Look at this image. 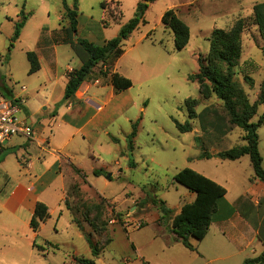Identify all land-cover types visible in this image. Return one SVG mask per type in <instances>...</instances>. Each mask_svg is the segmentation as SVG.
<instances>
[{
	"label": "rangeland",
	"instance_id": "obj_1",
	"mask_svg": "<svg viewBox=\"0 0 264 264\" xmlns=\"http://www.w3.org/2000/svg\"><path fill=\"white\" fill-rule=\"evenodd\" d=\"M23 1L0 0V81L17 89L21 84H26L29 91H32L38 83V77L28 73L29 63L23 51L24 46L31 41V33H27L21 43L12 41L14 25L7 20L14 6L22 5ZM39 1L27 0L30 5H38ZM79 1V25L74 38L79 34L82 39L99 45L117 36L121 27L130 19L142 15L138 9L139 2L148 4V8L143 15L144 20L132 32L131 37L124 41L127 53L121 60V67L132 76L134 86L122 93L114 103V113L105 127L109 134L93 130L92 136L96 142L80 146L76 145L75 140L69 146L78 151V161L91 163L92 159L88 155L93 153L102 160L100 165H105L100 180H94L92 176L88 179V182L97 183L103 196L94 189L85 194L79 193L78 196L76 194V197L72 195L75 198L72 199V204L75 209L78 208L77 222L82 224L83 229L72 223L71 216L62 203L64 215L60 218V212L56 210L43 224L36 238L37 245H44L46 239L59 244V250L47 249V254L43 255L33 246L34 238L31 233H22L25 229L22 226L16 227L17 231H21L20 237L11 226L9 230H0V254L13 257L32 252V264H63V257L69 262V257L75 251L81 257H89L91 247L86 234L92 235L95 244L101 247L100 250L106 249L102 260L107 264H115L116 259L112 262L113 255L123 256L132 251L133 245L142 246L144 253L158 252L164 239L158 235L153 219L162 224L171 223V218L179 208L192 201L195 196V193L175 180V175L185 167L193 168L224 185L227 199L232 202L242 196L256 180L249 155L237 160L218 156L222 150L243 145L244 131L230 123V116L221 100L215 96L206 99L201 95L199 83L190 76L198 72L199 58L207 55L210 49L211 31L216 27L229 28L237 19L243 18L245 28L242 33V55L236 68L237 79L251 102L258 99L264 80V54L261 49L263 40L254 21L252 1L262 0ZM63 2L64 0H48L50 7L60 13L64 10ZM169 8L175 9L190 27V41L181 50L175 49L174 33L162 22V16ZM57 15L51 14V26L58 27ZM45 19L47 20L46 12L42 9L31 19L27 28L35 27ZM245 74L251 78L250 81L245 80ZM36 99L40 111L38 118L42 121V126L46 127L47 133H50L54 125L48 121L49 111L43 108L47 105L43 104L40 95ZM188 99L198 100L195 107L198 113L208 107L211 110L198 118L190 119L186 102ZM262 115L264 103L259 105L253 121L258 122ZM187 121L192 123L193 130L181 132L177 123ZM258 134L259 151L264 157V122L259 126ZM58 139L63 140L64 137L59 134ZM204 151L210 152L212 156L200 157ZM18 166L16 157L10 155L3 168L12 174L17 173ZM121 167L122 175L114 174L109 177ZM0 183H6L1 176ZM154 198L164 201L172 209L171 214L163 218L164 212L159 208L155 210L158 206L153 204ZM85 204L93 208L92 215L88 208L85 209L87 215L101 217L103 224L108 226V233L98 236L95 226L93 228L89 220L84 219ZM237 204L238 202L235 205ZM244 211H248L246 206ZM249 215L254 221L261 223L259 228L264 238V196L260 197L259 204H252ZM112 217L116 218L115 222H110ZM211 232L201 242V249H209L217 244L212 237L214 229ZM108 237L112 240L104 245ZM153 238L156 239L151 242ZM179 246L198 256L193 264L206 262L195 254L197 252L190 251L183 245ZM226 246L232 249L229 242H226ZM260 247V243L256 241L245 248L243 253L253 256L255 254L252 249L257 248L259 252Z\"/></svg>",
	"mask_w": 264,
	"mask_h": 264
},
{
	"label": "crops",
	"instance_id": "obj_2",
	"mask_svg": "<svg viewBox=\"0 0 264 264\" xmlns=\"http://www.w3.org/2000/svg\"><path fill=\"white\" fill-rule=\"evenodd\" d=\"M65 1L71 8L76 6L78 9L79 0ZM257 2L261 1H252L253 4ZM42 9L46 12L47 20L45 19L37 26L28 29L31 19L36 17ZM22 10L28 14V19L16 41L21 43L27 33H31V41L24 46L23 51L26 56L29 51L34 52L39 60L40 68L36 72L29 73L28 70L29 74L38 77V83L32 91H29L26 84H21L26 86V90H22L21 85L17 89L15 86L5 85L1 80L0 94L8 98L19 95L26 98V102L21 107L20 116L32 126L34 131L30 137L23 134L10 137L0 149V176L6 182L0 183V215H2L0 230H9L10 226L15 229L18 225L24 227L22 233L26 235L31 233L32 238H34L32 239L33 246L37 247L38 250L39 247H42L43 250L39 251L46 255L47 249L59 250V244L45 239L44 245H37L36 238H38L43 224L51 218L56 210L60 212V218L64 215L62 203L65 204L72 223L78 226L76 221L78 219H75L76 215H73L75 208L72 199H75L73 196L76 197L74 191L85 194L86 191L94 189L95 192L103 196L95 181L88 182L91 176L97 181L101 179L102 170L105 167V165H100L102 160L93 153H89L88 156L92 161L84 164L78 161L76 158L78 151L71 149L70 144L75 140L76 145L80 146L96 142L92 136L93 130L109 134L105 127L114 113L113 105L122 93L134 86V80L121 67V60L127 53L124 50V53L114 64L98 63L90 78L82 83L74 96L67 99L65 90L68 73L80 68L83 63V50L79 48L76 52L72 46V40L76 42L77 38L82 39L81 35L78 34L74 38L76 33L72 34L68 30L69 21L65 16V8L63 13L57 9L53 10L48 0H40L38 5H30L27 0H24L22 5L16 4L7 17L14 28ZM52 13L58 14L56 17L59 20L58 27L50 25L49 18ZM27 60L30 69L28 56ZM115 72L130 78L133 85L117 91L112 83V73ZM38 95L43 98V104L47 105L43 108L49 111L50 120L48 119V121L54 125L50 133H47L46 127L42 126V121L40 122L38 118L40 115L36 104ZM59 134L64 137L63 140L58 139ZM10 155H14L19 163L17 173L12 172L11 174L3 168L7 157ZM114 174L122 175V167L112 172L111 177ZM262 196H264V183L258 179L235 202L229 201L226 194L219 202L218 211L215 213L204 239L190 238V242L196 250L185 247L180 239L169 231L171 223L162 224L157 219H153V223L158 229V235L164 239L160 250L153 254L144 253L143 247L133 245L135 241H132V251L123 256L113 255L112 262L116 259L115 264H193L198 256H194L192 252H186L179 246L183 245L186 249L197 252L195 254L205 259L204 264L216 262L219 264H242L246 258L255 257L264 249V238L261 236L259 228L261 223L254 221L249 215L252 204H259ZM37 202H43L48 206L50 216L41 223L37 231H34L30 221ZM237 202L238 204L235 205ZM245 206L248 211H244ZM181 207L176 213L180 211ZM85 224L86 221L83 222L84 227ZM212 229H214L212 237L217 244L212 245L209 249H201V242L212 233ZM16 234L20 237L21 231L16 229ZM155 239L153 238L151 242ZM256 241L261 246L259 252H257V248H253L252 252L255 255L243 253L245 248L256 243ZM226 242L230 243L232 249L226 246ZM105 253L106 249L101 251L98 257H95L96 264L101 262V264H107L102 260ZM31 256L32 252L31 254L24 253V256L13 257H7L1 253L0 264H32ZM78 257L81 255L75 251L74 255L69 257V262L63 257V264H80L77 260ZM92 257L91 249L89 257L85 258Z\"/></svg>",
	"mask_w": 264,
	"mask_h": 264
},
{
	"label": "trees",
	"instance_id": "obj_3",
	"mask_svg": "<svg viewBox=\"0 0 264 264\" xmlns=\"http://www.w3.org/2000/svg\"><path fill=\"white\" fill-rule=\"evenodd\" d=\"M154 1V0H149ZM65 8V16L69 21L68 30L70 33H77L78 29V9L71 8L67 2H63ZM106 6V3L103 4ZM148 8V4L139 2L138 9L142 12L141 16H136L125 23L117 36L106 40L103 44H96L87 39L77 38L76 42L72 40V46L78 52L81 48L84 52L82 57V66L68 73V82L65 90V97L68 99L75 95L82 83L90 78L94 67L100 62H107L109 65L115 63L124 53V41L127 40L132 32L138 27L143 15ZM253 16L255 24L258 26L263 45L261 46L264 54V1L257 2L253 5ZM28 19V14L23 10L20 12V18L15 22L14 33L11 37L12 41H16L21 34ZM162 22L166 28H169L174 33L175 49H183L190 41L191 31L189 25L177 14L175 9L169 8L162 16ZM245 28L243 18H239L229 28L216 27L211 31L210 49L205 56L199 58V70L190 77L199 83L201 95L208 99L215 96L223 102L224 108L230 116V123L240 127L244 131L245 143L230 149L222 150L218 156L223 159L237 160L244 155H249L254 168L255 179L264 183V157L259 151V134L258 128L264 122V115L260 117L258 122L253 121V118L258 113L259 105L264 103V80L261 83V91L258 99L251 102L248 94L243 88L240 81L237 79L238 72L236 71L242 55V33ZM30 61L29 73H34L40 68L39 60L36 54L32 51L27 53ZM107 74V72H105ZM245 80L250 81L251 78L245 74ZM112 83L117 91L127 89L133 85L130 78L125 77L118 72L112 73ZM187 106L190 119H195L204 115L211 108H205L203 112L198 113L195 107L198 104L197 99H188ZM181 132L193 130V125L190 121L186 123H177ZM198 141H201L199 136H196ZM212 154L208 151L202 152L200 157L210 158ZM101 174V173H99ZM175 180L185 185L190 191L195 193V198L182 205L180 211L171 219L169 231L173 233L183 245L190 250H196L195 246L190 242L193 237L197 240H202L206 236L210 225L213 221L215 213L218 211L219 202L226 196L227 189L224 185L216 180L204 175L203 173L185 167L176 175ZM74 193L78 194L77 191ZM153 204L158 206L164 212L166 218L171 214L172 209L164 204V201L153 199ZM74 207V205H73ZM88 208L92 215L93 208L84 205L83 217L90 225L95 226L94 230L98 236L103 233H108V226L104 225L101 217L94 218L87 215ZM78 208L73 210V215H76ZM50 216L48 206L43 202H37L34 214L30 224L34 231L40 228L42 222L46 221ZM75 219L76 216H75ZM78 221V220H76ZM101 223V224H100ZM79 228L83 229L81 223L77 222ZM143 226V225H142ZM86 239L92 249V258L78 257L80 264H96L95 257H98L102 250L92 239V235L86 234ZM112 238L108 237L104 245L111 242ZM100 240L97 242L99 243ZM264 242V240H263ZM39 250H43L39 247ZM242 264H264V249L255 256L246 258Z\"/></svg>",
	"mask_w": 264,
	"mask_h": 264
},
{
	"label": "built area",
	"instance_id": "obj_4",
	"mask_svg": "<svg viewBox=\"0 0 264 264\" xmlns=\"http://www.w3.org/2000/svg\"><path fill=\"white\" fill-rule=\"evenodd\" d=\"M22 90H26V86L21 85ZM26 98L22 95L14 98H8L0 94V149L4 143L12 136L23 134L32 136L33 128L20 116V110ZM116 218L112 217L110 222H115Z\"/></svg>",
	"mask_w": 264,
	"mask_h": 264
},
{
	"label": "water",
	"instance_id": "obj_5",
	"mask_svg": "<svg viewBox=\"0 0 264 264\" xmlns=\"http://www.w3.org/2000/svg\"><path fill=\"white\" fill-rule=\"evenodd\" d=\"M111 176V174L109 175V177ZM155 210H158V207H155ZM161 214H163V212H161Z\"/></svg>",
	"mask_w": 264,
	"mask_h": 264
}]
</instances>
